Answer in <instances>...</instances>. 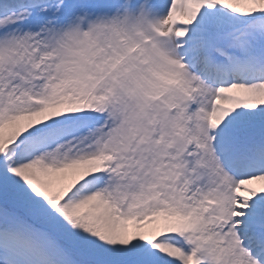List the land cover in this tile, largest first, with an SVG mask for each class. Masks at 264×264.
<instances>
[{
	"label": "snow or ice",
	"instance_id": "1",
	"mask_svg": "<svg viewBox=\"0 0 264 264\" xmlns=\"http://www.w3.org/2000/svg\"><path fill=\"white\" fill-rule=\"evenodd\" d=\"M0 264H264V0H0Z\"/></svg>",
	"mask_w": 264,
	"mask_h": 264
}]
</instances>
